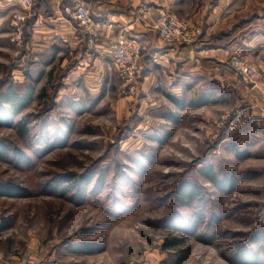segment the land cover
<instances>
[{
    "label": "rangeland",
    "instance_id": "374dc122",
    "mask_svg": "<svg viewBox=\"0 0 264 264\" xmlns=\"http://www.w3.org/2000/svg\"><path fill=\"white\" fill-rule=\"evenodd\" d=\"M214 1L186 0L179 6L181 19H192L195 9ZM234 2L235 10L252 3L257 6L251 14L264 15V0ZM10 9L9 25L7 7L0 10V94L7 83L25 90L26 67L33 81L43 71L26 41L22 47L12 43ZM143 64L142 59V69ZM58 65L36 85L24 111L9 124L0 123V183L26 191L0 197V264H234L237 246H252V236L264 231V101L259 92L252 96L256 106L242 94L222 103L214 116L223 115L221 124L226 114L247 115L233 132L229 120L219 129L211 123L197 128L191 112L173 127L163 118L169 105L165 98L137 91L143 73L130 86L114 73L94 96L82 83L70 90L63 82L62 88V71L54 74ZM150 99L162 107H152ZM238 153L249 156L241 160ZM209 166L219 180L232 182L230 190L221 192L202 174ZM86 176L91 182L79 202L75 192L64 196L56 190L59 183L73 185ZM186 182L200 187L208 209L197 233L177 229L194 221L197 210L182 203L180 188ZM176 238L184 240L183 246L165 250ZM82 242L96 245L97 252L78 254L75 248ZM182 252L187 258L178 263Z\"/></svg>",
    "mask_w": 264,
    "mask_h": 264
},
{
    "label": "crops",
    "instance_id": "0c3cea01",
    "mask_svg": "<svg viewBox=\"0 0 264 264\" xmlns=\"http://www.w3.org/2000/svg\"><path fill=\"white\" fill-rule=\"evenodd\" d=\"M185 1L34 0L35 16L27 26L26 46L43 68L42 79L52 66L60 63L54 74L62 71L58 76L62 88L63 82L70 90H75L82 83L90 94L99 96L109 77L117 74L111 50L115 39L124 29L128 38L148 37L150 50L143 57V74L139 78L137 91L148 90L149 96L160 94L165 98L169 103L167 112L176 115L175 122L163 115L170 126H180L184 114L191 112L199 121L197 128L211 123L210 127L219 129L223 115L216 119L214 116L222 103H229L236 94L250 97L249 103L256 106L252 96L258 93L244 84L227 62L233 56L241 55L264 71V15L251 14L252 7L256 5L252 3L238 10H235L234 0L205 3L200 6L198 13L195 9L191 13L192 19L188 20L190 24L201 27L203 35L192 45L176 47L164 46L156 33L145 30L136 21L138 15L155 14L162 8L182 18L184 14L179 6L184 5ZM78 3L88 7L100 26L101 37L96 48L87 47L82 31L65 11L67 6ZM6 7L9 25L8 15L10 7L15 9V0H0V10ZM258 92L264 101V91ZM203 95L208 96L206 104L189 106V103L198 101ZM170 96L177 98L180 103L184 102L185 107L179 106ZM149 102L153 103L152 107H162L154 99ZM260 106L263 107V104ZM262 107L260 109L263 110ZM261 118L264 115L261 114Z\"/></svg>",
    "mask_w": 264,
    "mask_h": 264
},
{
    "label": "built area",
    "instance_id": "2783aa9c",
    "mask_svg": "<svg viewBox=\"0 0 264 264\" xmlns=\"http://www.w3.org/2000/svg\"><path fill=\"white\" fill-rule=\"evenodd\" d=\"M34 6V0H15V9L10 19V37L17 47H22L25 43L27 23L35 16ZM65 11L82 31L87 47L96 48L101 37V29L88 7L78 3L67 6ZM136 21L140 22L145 30L156 33L166 47L192 45L203 35L201 27L190 24L164 8L155 14L138 15ZM125 30L112 43L111 50L118 76L125 85L130 86L143 72L142 59L150 50V42L148 37L128 38ZM227 65L250 89L264 91V71L256 64L243 56L235 55ZM246 117L244 113L236 111L226 114L222 122L229 120L227 127L233 132L241 126Z\"/></svg>",
    "mask_w": 264,
    "mask_h": 264
},
{
    "label": "trees",
    "instance_id": "16d2710c",
    "mask_svg": "<svg viewBox=\"0 0 264 264\" xmlns=\"http://www.w3.org/2000/svg\"><path fill=\"white\" fill-rule=\"evenodd\" d=\"M33 19H31L27 25L31 24ZM27 37L25 38V41ZM24 75L26 80L29 82L25 86V90L23 92H18L13 87L12 83H7V91L0 94V123L6 122L9 124L11 119L15 116L21 114L24 109L29 105L32 101V98L36 91V85L43 77V72L38 73V78L36 80H32L34 78V73L32 72L31 67H26L24 70ZM171 100L177 103L179 106L185 107L184 102L180 103L177 98L170 96ZM208 100V96L203 95L200 99L196 102L189 103L191 107H200L206 104ZM7 105L8 107L6 108ZM167 120L173 121L176 115L172 112H167L164 116ZM18 126L22 127V124ZM23 130H26L23 128ZM1 149V148H0ZM239 159H245L249 155H242V153H238L237 155ZM202 174L209 179L215 187L220 190L221 192H225L232 188V182L225 180H219L217 175L213 172L211 166L206 167L203 169ZM91 176H86L85 179L79 181L78 183H74L73 185H65L58 184L56 187L57 191H60L61 195H68L71 192H75L73 198L77 202L83 200L84 196L88 192V186L90 184ZM100 180H103L102 178ZM101 182V181H100ZM26 193L25 189L20 188L12 183H0V197H7V196H16V195H24ZM180 195L182 198L183 205L187 207L197 208L195 213V220L183 223L184 225H178L177 229H187L193 228L194 232L197 233L198 224L202 223L205 219V216L208 213L207 206L204 204V199L201 196V189L198 185L186 182L180 188ZM176 222V221H175ZM178 222V221H177ZM182 224V223H181ZM195 233V234H196ZM200 235L199 238H203L201 240H207L209 237ZM211 241V239H209ZM207 242V241H206ZM184 244L183 239H173L172 241H168L165 245V250H178ZM250 244L255 246L256 248L248 245V244H239L236 250L233 253V261L234 264H264V231L256 232L251 240ZM76 252L81 255H92L97 252L96 245H92L90 243H80L76 246ZM187 258V252H182V256H180L178 263H182Z\"/></svg>",
    "mask_w": 264,
    "mask_h": 264
}]
</instances>
